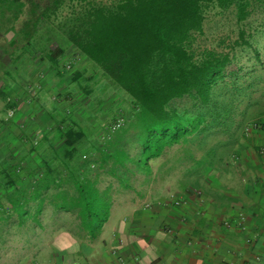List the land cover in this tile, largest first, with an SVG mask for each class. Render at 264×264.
I'll return each instance as SVG.
<instances>
[{
  "label": "crops",
  "instance_id": "1",
  "mask_svg": "<svg viewBox=\"0 0 264 264\" xmlns=\"http://www.w3.org/2000/svg\"><path fill=\"white\" fill-rule=\"evenodd\" d=\"M42 111L0 129V141L7 137L9 150L18 149L17 157L1 155L3 163L18 159L21 168L20 183L9 190L5 184L0 201L9 238L0 264H264V117L229 135L221 126H202L199 136L145 164L139 149L138 161L129 152L132 162H118L103 150L109 137L89 138L87 129L73 151L59 128L83 129L87 122L60 127L41 122L49 114ZM188 148L196 162H209L173 170ZM186 174L198 184H179ZM7 191L21 196L12 201Z\"/></svg>",
  "mask_w": 264,
  "mask_h": 264
},
{
  "label": "rangeland",
  "instance_id": "2",
  "mask_svg": "<svg viewBox=\"0 0 264 264\" xmlns=\"http://www.w3.org/2000/svg\"><path fill=\"white\" fill-rule=\"evenodd\" d=\"M121 1L123 0H91L90 4L67 1L56 16L39 24L31 44L18 32L21 25L17 27L18 35L13 30L9 33L4 29L2 31L0 27V129L2 126L16 124L21 115L37 109L40 113H43L42 110L49 111V114L39 116L41 122L51 123L53 120L52 123L61 126L74 120L77 123L86 121L83 130L87 129V137L95 136L94 139L107 136L112 122L118 118L133 120L137 108L134 99L109 78L101 67L88 61L72 47L68 37L69 30L90 6L113 7ZM250 11L249 18L240 23L235 8L222 10L211 5L206 9L205 33L198 36L196 42L199 50L207 48L218 52L226 51L229 45L241 42L242 31L246 33L245 39L251 44V48H237L233 65L226 71L224 80L215 86L210 104L202 105L189 96L172 101L170 110L181 115L183 125L197 128L211 120L221 125L220 129L227 131L229 135L232 131L242 133L247 124L264 117V3L252 0ZM79 76L81 77L78 78ZM20 91L27 92L21 95ZM16 93L18 94L15 95ZM37 94L40 101L35 102ZM21 98L24 100L22 104L18 103ZM89 125H96L98 131L88 128ZM121 134L124 132L119 130L118 135ZM136 136L137 128L133 129L132 126L123 140H119L118 136L117 142L113 144L109 145L106 141L102 145L103 150L118 157L120 163L132 162L129 152L135 154L134 160L138 161L140 156L133 152L139 146L134 141ZM5 139L8 140L4 137L0 141V171L6 166L1 155H18L17 148L9 150ZM184 154V161L179 158L174 160L173 170L184 162L195 163L196 168L209 162L208 159L196 162L197 153L192 148L185 150ZM141 158L144 156L141 155ZM9 165L16 166L21 177L18 159L9 161ZM51 178L52 174H49L48 179ZM177 179L184 186L198 184L197 178L192 174L178 176ZM3 182L6 183L5 177ZM3 190L0 187V201L6 198ZM85 190L88 191L89 200L95 198L91 188L87 187ZM12 195L11 200L16 201L21 193L14 192ZM1 224L3 223H0V263H3L7 259L9 238L8 233L3 232Z\"/></svg>",
  "mask_w": 264,
  "mask_h": 264
},
{
  "label": "trees",
  "instance_id": "3",
  "mask_svg": "<svg viewBox=\"0 0 264 264\" xmlns=\"http://www.w3.org/2000/svg\"><path fill=\"white\" fill-rule=\"evenodd\" d=\"M67 1L90 4L91 0H0V27L7 33L19 32L31 44L39 24L56 16ZM211 5L222 10L235 8L241 23L251 14L252 0H123L113 7L90 6L69 30L70 45L101 67L137 105L132 121L121 117L112 122L107 131L109 145L127 135L132 126L137 128L134 141L146 164L166 148L200 133L202 126L206 131L207 125H218L207 120L197 128L189 127L181 123L177 111L170 110L172 101L186 96L210 104L215 86L233 65L237 48H251L242 31L241 42L229 45L226 51L199 50L196 42L205 33L206 9ZM119 120L123 125L113 130ZM59 129L66 146L76 151L85 137L83 129ZM119 130L124 134L118 135ZM5 165L0 171V187L7 184L9 190L20 176L16 166ZM14 192H8L10 200Z\"/></svg>",
  "mask_w": 264,
  "mask_h": 264
},
{
  "label": "built area",
  "instance_id": "4",
  "mask_svg": "<svg viewBox=\"0 0 264 264\" xmlns=\"http://www.w3.org/2000/svg\"><path fill=\"white\" fill-rule=\"evenodd\" d=\"M123 125V121L119 120L113 125V130L120 128Z\"/></svg>",
  "mask_w": 264,
  "mask_h": 264
},
{
  "label": "water",
  "instance_id": "5",
  "mask_svg": "<svg viewBox=\"0 0 264 264\" xmlns=\"http://www.w3.org/2000/svg\"><path fill=\"white\" fill-rule=\"evenodd\" d=\"M13 34V33H12ZM9 39H10V37H9Z\"/></svg>",
  "mask_w": 264,
  "mask_h": 264
}]
</instances>
